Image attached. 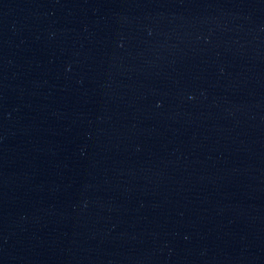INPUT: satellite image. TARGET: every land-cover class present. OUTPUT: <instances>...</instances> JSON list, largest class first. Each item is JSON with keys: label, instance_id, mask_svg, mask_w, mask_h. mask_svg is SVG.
I'll return each mask as SVG.
<instances>
[{"label": "water", "instance_id": "water-1", "mask_svg": "<svg viewBox=\"0 0 264 264\" xmlns=\"http://www.w3.org/2000/svg\"><path fill=\"white\" fill-rule=\"evenodd\" d=\"M0 264H264V0H0Z\"/></svg>", "mask_w": 264, "mask_h": 264}]
</instances>
